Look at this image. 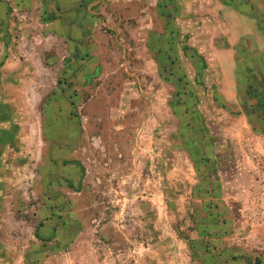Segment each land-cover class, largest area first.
Wrapping results in <instances>:
<instances>
[{
	"label": "rangeland",
	"instance_id": "obj_1",
	"mask_svg": "<svg viewBox=\"0 0 264 264\" xmlns=\"http://www.w3.org/2000/svg\"><path fill=\"white\" fill-rule=\"evenodd\" d=\"M234 1L251 18L235 46L239 105L222 99L191 31L181 36L186 3L0 0V264H152L174 231L194 237L207 208H226L216 173L235 177L218 169L212 141L241 112L264 132V0ZM184 161L193 178L179 189ZM172 208H189L190 230ZM258 209L246 208L240 234L248 260L230 264H264ZM221 233L214 257L200 238L189 263L228 264L242 243Z\"/></svg>",
	"mask_w": 264,
	"mask_h": 264
},
{
	"label": "crops",
	"instance_id": "obj_2",
	"mask_svg": "<svg viewBox=\"0 0 264 264\" xmlns=\"http://www.w3.org/2000/svg\"><path fill=\"white\" fill-rule=\"evenodd\" d=\"M179 3H182V5L184 3L183 6L187 5L191 7L190 13L182 12L178 17L174 18V20L176 19V21H178L179 25L181 24V36L185 37L188 32L191 31V35H193L195 39V44L198 46V52L204 54L208 68L210 67L213 69L215 67L219 74L218 91L222 99L226 103H236L239 105L235 79V46L240 42V38L249 31L250 24L248 20L251 18L240 8L239 2L236 3L234 0H179ZM209 41H211V43H209ZM125 57L126 62L124 60V63L126 64V53ZM133 75L140 81L137 74ZM150 98H152L151 95ZM258 102H260V99ZM226 116L228 115H225L226 119H224V123L219 127L221 140L212 141L214 153L213 160L218 169L226 165V173H229L232 178L235 177L233 179L235 184L236 181L241 179H243V181L245 179H249V181L252 179L254 182L258 180V184H255V186L253 184V186L249 188H240L241 186H234L235 184L231 185V182L228 181L229 179L226 180L225 178L226 174L219 169L216 173L218 177L216 180L226 182L225 184H221L222 190H220V196L215 197L223 200L224 197H226V208L223 207L224 203H220L223 204L220 207L214 206L213 208H207V218L201 220L203 222L196 228L194 237L183 236L180 230L174 231L169 248L163 246V252H161L160 258L153 256L152 264H190L189 261L192 259L191 251L193 250L194 244L200 238H204L202 240L208 243V247H206L208 249L204 251V254L211 258L214 255V251L213 247L209 250V247H211L209 244L217 242L218 239L222 242L223 239L213 236L219 235L220 232H222L221 234L227 232V239H229L228 236H230V238H233V243L235 242L234 240L237 241V244L242 243L240 244L242 247H240L239 250H243V252H239V250L237 252H232L228 264L236 260H241V262L248 260L246 251L249 249V247H247L249 246V242L246 236H240V234H242V230L249 223L246 208H262L258 210L260 213H264V168L262 167L264 163V132L253 131L250 118H248L244 112L228 117ZM251 138L257 139L255 143L252 144ZM184 164L188 169L187 172H184L185 169H180L178 172L176 170L177 174L175 173L176 178L174 179L179 189L183 185L189 186L188 179L190 181L193 178L191 175V168L188 165L189 163L184 161ZM252 166L258 168V171L261 173L252 170ZM256 172H258V174H255ZM228 185L230 186L226 188ZM186 190L187 189H185V193L182 191L178 193L180 200H184V197H187ZM211 193L213 194L212 189L209 194ZM246 195L250 197L249 204L240 199L242 196L246 197ZM188 209L189 208H172L174 212L182 211L186 212V215L188 214ZM235 210L241 214V216L236 219L231 216ZM146 212L149 213L147 214L148 219L153 217L150 208H147ZM223 214L226 216L223 217ZM192 220L190 215H187V219L181 224L180 229L190 230V226L193 225ZM257 226L258 228H264V222L261 223L260 217ZM148 228L151 235L150 239L153 242L155 230L152 227ZM159 237L160 241L167 242V239L163 240V234ZM152 245L153 243H151V246ZM227 250L230 249L227 248ZM210 251L213 252L211 253ZM242 255H244V257Z\"/></svg>",
	"mask_w": 264,
	"mask_h": 264
},
{
	"label": "water",
	"instance_id": "obj_3",
	"mask_svg": "<svg viewBox=\"0 0 264 264\" xmlns=\"http://www.w3.org/2000/svg\"><path fill=\"white\" fill-rule=\"evenodd\" d=\"M117 42L120 44V41L118 40V38H117ZM126 53V49L124 48V54ZM124 60H125V62H126V57L124 58ZM142 92L145 94V95H147V96H149L150 97V94H148L147 92H145V91H143L142 90Z\"/></svg>",
	"mask_w": 264,
	"mask_h": 264
}]
</instances>
